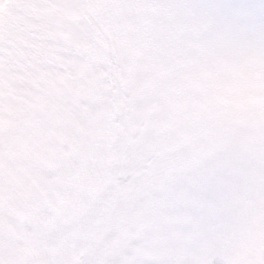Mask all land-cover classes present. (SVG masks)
<instances>
[{
	"label": "clouds",
	"instance_id": "9594fccd",
	"mask_svg": "<svg viewBox=\"0 0 264 264\" xmlns=\"http://www.w3.org/2000/svg\"><path fill=\"white\" fill-rule=\"evenodd\" d=\"M0 264H264V0H0Z\"/></svg>",
	"mask_w": 264,
	"mask_h": 264
}]
</instances>
